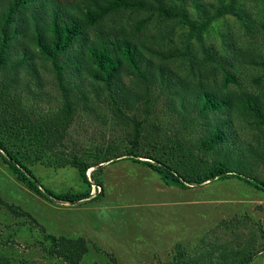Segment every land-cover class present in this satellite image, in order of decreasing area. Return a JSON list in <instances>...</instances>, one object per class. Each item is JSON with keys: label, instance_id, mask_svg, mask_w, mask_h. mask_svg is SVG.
<instances>
[{"label": "trees", "instance_id": "trees-1", "mask_svg": "<svg viewBox=\"0 0 264 264\" xmlns=\"http://www.w3.org/2000/svg\"><path fill=\"white\" fill-rule=\"evenodd\" d=\"M179 1L169 5L168 0H0V155L19 182L48 201L78 204L104 196V164L130 159L159 174L168 186L186 189L236 178L264 191L263 180L248 178L254 172L264 176V98L229 90L238 80L224 68L221 86L211 83L207 64L190 57L191 42L183 45L184 52L161 50L159 41L144 33L148 18L134 22L124 18L127 13H157L178 20L190 28V37L198 40L204 56L212 51L205 36L215 21L233 15L247 29L255 21L240 6L241 0H218V4ZM187 2L197 10L198 18L190 15ZM227 47L233 61L264 68V59L252 49L237 46L231 39ZM179 56L190 61V71L182 70V63L175 66ZM49 72L52 82L45 78ZM50 84L61 93L62 107L51 116H38L34 103L48 100L45 89ZM156 88L166 94L168 112L186 130L193 132V126L194 131L202 126L194 141L144 134L153 115L152 90ZM103 104L110 106L122 125L132 126L128 145L99 149L86 157L65 156L66 150L58 148L67 149V136L76 118L94 113ZM193 115L199 122L191 120ZM236 128H251V140H241ZM37 163L77 169L88 189L54 193L34 174ZM0 207L30 223L31 229H39L43 238L39 243L48 259L82 264L91 247L102 251L84 237L48 234L29 212L1 195ZM260 236L264 240L263 229ZM232 245H207L205 241L206 252L193 256L179 244L171 264H247L259 253L247 256L243 248ZM106 254L118 264L114 254ZM0 264L11 261L0 259Z\"/></svg>", "mask_w": 264, "mask_h": 264}, {"label": "rangeland", "instance_id": "rangeland-1", "mask_svg": "<svg viewBox=\"0 0 264 264\" xmlns=\"http://www.w3.org/2000/svg\"><path fill=\"white\" fill-rule=\"evenodd\" d=\"M174 2L181 4L179 0H168L169 5ZM201 2L218 4V0ZM240 6L251 13L255 21L252 29H247L233 15L221 17L206 33L205 41L212 51L205 56L198 40L190 37V28L178 20H167L157 13H127L124 20L134 22L140 17L148 18L144 33L154 36L161 50L178 48L184 52L183 45L191 42L190 57L207 64L211 83L221 86L224 68L238 80V84L229 85V90L247 91L264 98V68L233 61L227 47V40L231 39L235 45L252 49L264 59V0H241ZM186 7L193 18H198L190 2ZM222 58L230 61L223 62ZM181 63L182 70L190 71L188 59L179 56L175 66ZM45 78L52 82V73H46ZM45 90L48 100L34 103L37 115L42 117L51 116L62 107L58 88L50 84ZM152 98L155 106L144 134L161 139L185 138L192 142L202 133L201 125L196 131L193 126L191 132L177 116L168 112L165 93L156 88L152 90ZM195 115L191 116L194 123L199 122ZM131 127L122 125L110 106L103 104L94 113L78 116L67 136V149H58L66 150L65 156L86 157L99 149L126 147ZM236 129L241 140H251V128ZM32 170L40 183L56 194L88 189L77 169L71 166L55 168L37 163ZM93 170L88 172L90 178ZM248 178L264 181V176L257 172L249 174ZM101 181L105 192L100 199L78 204L51 202L19 182L0 155V195L5 201L29 212L48 234L84 237L102 249L91 247L82 264H113L106 253L114 254L118 264H171L179 244L195 256L206 252L202 247L205 241L207 245L210 242L233 244L236 249L243 248L247 256L259 252L247 264H264V240L260 236V230L264 231V191L236 178L186 189L168 186L159 174L130 159L104 164ZM92 194L96 195L94 188ZM30 227V223L0 207V259L8 258L11 264H66L44 256L39 243L43 240L42 234L39 229Z\"/></svg>", "mask_w": 264, "mask_h": 264}, {"label": "built area", "instance_id": "built-area-1", "mask_svg": "<svg viewBox=\"0 0 264 264\" xmlns=\"http://www.w3.org/2000/svg\"><path fill=\"white\" fill-rule=\"evenodd\" d=\"M94 188V190H96V187H93Z\"/></svg>", "mask_w": 264, "mask_h": 264}]
</instances>
